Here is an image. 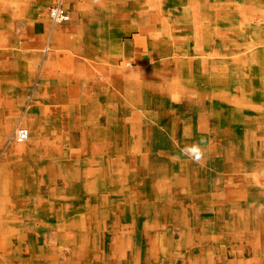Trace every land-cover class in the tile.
I'll return each instance as SVG.
<instances>
[{
  "label": "bare ground",
  "instance_id": "6f19581e",
  "mask_svg": "<svg viewBox=\"0 0 264 264\" xmlns=\"http://www.w3.org/2000/svg\"><path fill=\"white\" fill-rule=\"evenodd\" d=\"M86 2L85 20L92 18V9L96 18L116 20L115 30L103 27L101 41L96 44L84 39L66 45L68 52L77 49V55H83L84 58L79 60L82 66L86 67L85 62H90L91 57L98 65V87L94 97H90L92 106L89 108L92 111H88V119L97 123V128L91 137L79 127L80 135L78 133L71 137V141L68 140V145H80L83 154L82 151L66 150L57 127L49 129V137L53 141L49 146L48 164L43 160L44 156L34 153L30 132L34 131L35 124L25 128L21 123H0L1 137L9 142L10 152L0 159L2 175L10 178L3 167H15L16 175L12 180L19 183L18 187L49 184V202L40 199L39 207L36 204L34 208L27 203L32 207L30 217H40L34 219L37 227H20L16 234L10 227L8 232L5 231L2 238L5 244L0 242L3 250L0 264H122L133 259L138 264H156L159 259L173 263L174 255L170 251L175 241L174 235L168 232L174 227L195 225L194 206L206 207L208 203L207 198L193 188L199 171L192 165L205 162L199 155L201 149L193 148L192 140L206 141L211 136L208 126L211 119L217 124L212 130L215 136L224 130L230 131L233 137L247 131L248 125L238 120L239 117L236 120L232 118L238 111L237 107L244 110L254 101L251 93L229 99L221 94L220 88L233 84L234 80L230 82L229 76L251 71L245 67L237 48L243 44V38L251 39L252 29H257L250 17L253 14L247 12H256L264 17V0ZM58 4L64 9V0ZM51 19L55 24L52 16ZM135 30H139L138 33L144 36L140 39H146L151 47L146 56L150 61L141 59L137 66L133 65L134 58L126 56L127 45L118 52L119 41L122 42ZM99 53L103 55L99 56ZM121 59L122 65H119ZM81 65L77 67L80 69ZM212 85L217 87L213 92ZM15 88L18 89L17 85ZM220 98H223V103H230V111L221 107L217 108L219 111H213L212 102ZM22 132L26 133L25 137H21ZM13 139L16 142H12ZM86 140L92 142L90 147L86 146ZM230 148V152L235 150L234 145ZM194 151L198 159L192 157ZM36 167H49V172L37 174ZM226 169L230 173L236 170L234 166ZM26 170L30 172L28 178ZM82 181L86 182L85 186ZM14 205L9 208L11 213L15 210ZM134 205L138 206V213L144 218L139 226L141 239L137 257H133L135 243L131 240L136 238L139 228L137 214L131 211ZM15 215H23V210L18 209ZM181 215L185 217L181 218ZM42 228L49 232H42V235L33 233L36 229L41 232ZM152 229L157 232L155 238L148 235ZM162 229L166 232L160 234ZM30 237L35 239L32 240L33 245L26 242ZM159 247L164 255L159 252ZM144 249L147 250L146 256L142 252Z\"/></svg>",
  "mask_w": 264,
  "mask_h": 264
},
{
  "label": "crops",
  "instance_id": "0c3cea01",
  "mask_svg": "<svg viewBox=\"0 0 264 264\" xmlns=\"http://www.w3.org/2000/svg\"><path fill=\"white\" fill-rule=\"evenodd\" d=\"M86 1L64 0L70 20L66 25L57 27L52 22L49 9L58 0H39V2L38 0H0V123L9 121L16 125L24 122V119H26L28 125L31 123L35 124L34 131L31 130L30 132L33 135L34 153L44 156L43 160L47 163L51 155L49 146H51L53 141L49 137V129H54V123L70 124L74 117H76L74 118L76 123H91V120L88 119V111H86L87 113L84 115L82 121L80 115L83 113V107L92 106L90 97H94L96 88L98 87V78L96 77V66L98 65L94 62V59L91 57L90 62H85L86 67L82 66L79 60H82L84 57L77 55V49H74L72 53L68 52L67 43L87 39L89 43L96 44L97 41H101V30L103 27L105 29L108 28L110 31L116 28V20L113 18L105 20L92 17L93 19L85 20ZM92 11L94 12L93 9ZM105 33H107V30ZM133 44L131 43V46H134ZM140 53V58H146V55L140 52L138 48L131 55L126 53L128 54L126 56L139 59ZM101 55L103 54L99 53V56ZM105 57L108 56L106 55ZM110 59L112 60V57ZM77 64L81 65L80 69L77 67ZM246 68L249 67L247 66ZM250 69L251 71L247 70L240 73V75H243V78H249L246 80H249L250 83L246 85L253 86L252 89L245 88L240 78L233 82L231 80L232 76H229V80L233 82L234 86L232 83H229L225 88H220L221 91L236 89H234L236 94H224L223 96L226 98L231 99L250 92L251 99L254 101L246 105L245 108H250V110L245 111L247 112L246 114L241 106L237 107L238 111L236 110L238 114L235 117H239L238 120L241 119L243 124L250 125L249 127L247 126L246 134H238L233 137L230 131L224 130L223 133L228 136L224 135L226 137L223 140L224 144L222 143L219 148L226 153H223L226 157L232 155L239 157L240 164L237 166L239 167L237 172H240L243 177H248V169L251 167L256 174H252L255 178L253 179L252 176V179L250 177L249 180H252L255 184H251L247 180V185L245 184L246 191H242L243 193L246 192V195L239 196L237 194L239 190L237 192L236 189H233L234 185L231 180L228 181L226 178V180L222 181L221 176H219L222 170L219 171L218 167L213 171L215 175H211L212 180H205V184H202L204 181L200 180V174L197 184L193 188L200 195L206 197L208 203L206 207L205 205L202 207H199V205L194 206L195 225L190 228H173L175 243L170 251L174 255L173 263L167 261H164V263L159 259L156 264H264V98H261L262 92L264 93V67L262 65L261 68L258 66L250 67ZM79 79L83 81L82 87L76 86L80 84ZM16 85L18 89L15 88ZM213 87L217 88L216 86ZM71 91L80 93L77 101L71 100ZM91 92L93 93L90 94ZM254 92H259L261 95L254 98ZM28 93L29 102L26 105ZM225 97L223 98L226 99ZM223 98L212 102L211 108H213V111H219L218 107L227 108L226 111H230V103H223ZM217 120L221 121L220 119ZM259 121L262 123L261 126L259 125L261 124ZM212 122L216 124V120H212ZM1 135L0 132V149L5 139H2ZM74 135H70L68 140L71 141V137L74 138ZM62 138L63 140L67 139L66 133ZM233 138L235 142H232L231 139ZM193 140L197 141L198 138ZM242 140L244 141L242 142ZM196 141L194 142L195 147L197 146ZM205 143L207 144L205 145ZM194 144L192 143V146ZM69 145L71 151H73L72 148L80 146L70 143ZM231 145L235 146L233 152H230ZM214 146L215 144H213L209 135L206 141H201L196 148L201 149L199 155L203 156V150H211L212 154ZM42 147H44V150ZM74 151L81 153L79 150ZM81 154H83V151ZM206 165L209 167L208 164ZM223 167L224 173H230L226 169L229 167L227 164L225 165L224 163ZM3 168V170L11 175L10 178L9 176L5 177V175H2L3 179L0 178L2 180L0 182V198H2L0 203L7 204L6 210L9 211L11 204L22 203V201L32 204L33 208L36 204L39 207L40 199L49 202V184L36 183L20 188L18 187L19 183L12 180L16 175L15 167ZM35 170L37 174L40 171L49 172V167H45L44 169L36 167ZM241 175L240 178L242 177ZM229 179H231V176ZM241 182H243L242 179ZM248 186H250V190L247 188ZM180 217L184 218L185 215H181ZM44 220L49 221L47 218ZM45 224L49 223L45 222ZM35 225L37 227V224ZM209 230L211 233H208L210 232ZM42 232H49V230L42 228L41 232H38L36 229L33 233L42 235ZM148 235L149 237L152 236L150 231H148ZM139 236H141L140 232L136 235L135 239H131L135 243V247L132 249L133 257L139 256V241L141 239ZM142 252L146 256L147 250L144 249ZM160 253L162 254V252ZM122 264L138 263L137 260L133 259L125 260ZM147 264L152 263L148 262Z\"/></svg>",
  "mask_w": 264,
  "mask_h": 264
},
{
  "label": "rangeland",
  "instance_id": "374dc122",
  "mask_svg": "<svg viewBox=\"0 0 264 264\" xmlns=\"http://www.w3.org/2000/svg\"><path fill=\"white\" fill-rule=\"evenodd\" d=\"M114 0H110V2H113ZM60 2V0H58V2L57 3H59ZM56 3V4H57ZM56 4H54V5H56ZM53 5V6H54ZM64 9L67 11V9L65 8V5H64ZM96 10V9H95ZM67 13H68V11H67ZM94 13V15H95V11L93 12ZM93 13H92V17H94L93 16ZM247 13H249V15L250 14H253V15H251L250 17H251V20L253 21V24H256L257 26V29L256 30H251L252 32L250 33L251 34V36L250 35H248V37L250 36L251 37V39H248V38H243L242 39V42H243V44H241V47H239V48H237V50L238 51H240L241 52V60H243V62H245V67H258V65H259V68H261L262 67V65H263V67H264V20H262V19H264V17H263V15H260V14H258V13H254V12H247ZM69 14V13H68ZM255 20V21H254ZM68 21L69 20H67V21H64V22H62V23H53L55 26H57V27H59V26H61V25H66V23H68ZM260 23V24H259ZM261 26V27H260ZM134 33H132L131 35H128L127 37H125L124 38V40L121 42V41H119V44H118V52L124 47V45H127V50H126V52L127 53H129L130 55H131V53L134 51V50H136V48H138V50H140V52H143V54H145L146 56L149 54V52H150V48L151 47H149V44L147 43V40L145 39V41L144 40H141L142 38H141V36H143V35H141L140 33H138L139 32V30H135V31H133ZM134 34V35H133ZM144 37V36H143ZM141 38V39H140ZM246 40V41H245ZM141 41H143V42H141ZM249 43H248V42ZM256 41V42H255ZM131 43H134L133 45L134 46H131ZM145 44V45H144ZM257 44V45H256ZM138 45V46H137ZM143 45V46H142ZM246 45V46H245ZM129 46V47H128ZM252 46V47H251ZM134 47V48H133ZM245 49V50H244ZM247 50V51H246ZM251 50V51H250ZM145 51H147V52H145ZM244 53H246V54H244ZM246 55V56H245ZM81 56H83L82 54L81 55H79V57H81ZM131 57V56H130ZM129 57V58H130ZM141 57V53H140V55H139V59H135V61L133 62V65L134 66H137L140 62H142V61H139V60H141V59H145L144 61H146V62H148V61H150V59L149 58H144V57H142V58H140ZM253 57V58H252ZM122 60L123 59H121V60H119L118 61V64L119 65H122ZM258 60V61H257ZM137 62V63H136ZM251 62V63H250ZM232 77H233V79L232 80H236V79H241V81H242V83H243V85L245 86V88H248L249 90L251 89V88H253V86L251 87L250 85L248 86V85H246V84H248V83H250V81L248 80H246V79H249V78H243V75H241L240 76V73L239 74H236V75H232ZM82 82L83 81H81L80 79H79V83L80 84H77L76 86L77 87H82ZM251 87V88H250ZM235 88H233L232 90H230L229 91V89L228 90H223V91H221L222 93V95H224V93L225 94H236L235 92V90H234ZM90 90H92V89H90ZM259 90V89H258ZM213 91H215V88H212L211 87V92H213ZM224 92V93H223ZM93 92H91L90 94H92ZM29 94V93H28ZM259 95H261V93H259V92H256V93H254V98H257V96H259ZM263 95H264V93L262 92V95H261V98H264L263 97ZM80 96V93H75V92H70V97H71V100H73V101H77L78 99V97ZM28 102H29V95H28V101H27V103H26V105H28ZM263 105H264V99H263ZM247 110H250V108H245L244 109V112L245 111H247ZM82 111H83V113L80 115V119H81V121H82V119H83V117H84V115H86V113L87 112H85V111H89V112H91L92 111V108H89V107H87V108H85V107H83L82 108ZM253 111H254V109H253ZM236 114H238V113H234V115L236 116ZM245 114H246V112H245ZM248 115V114H247ZM234 116V118L236 119L237 117H235ZM74 118H76V117H74ZM73 118V121H72V123H70V124H68V123H55V125H54V127H57V129H58V131H59V135L61 136V138H62V136L66 133V138L67 139H65V140H63V142H64V144H65V148H66V150H71V147H69L68 146V138H69V136L70 135H72V134H78L79 133V131H78V128L80 127L81 128V130L82 131H86V133L87 134H89V136H91V137H93V135H92V132H94L95 130H94V128H97V123H76L75 122V119ZM87 119V118H86ZM25 121L24 122H22L20 125L22 126V127H27L28 126V123H26V119H24ZM213 124V125H212ZM88 126V127H87ZM208 126H209V129H211V141L213 142V144H215V146L213 147V150H212V154H211V150H203L204 152V155L203 156H201L200 158L201 159H203L204 160V162H205V164L204 163H200L198 166L197 165H192V167H194L195 169H197L198 171H199V175L201 174V176H200V180L202 181H204V183H202V184H205V180H207L208 178V181H210L211 180V175H214V173H213V171L215 170V168L216 167H218L217 169L219 170H222L221 172H220V175L219 176H221V178H222V181L223 180H225L226 178H227V180L229 181V180H231L232 181V183H233V189H236V191L237 190H239V192L237 193V194H239V196L240 195H246V192L243 194V190L244 191H246V185H247V180L249 181V183L251 182V184H254V182H252V180L250 181L249 179H247L248 177H251V179H252V176L253 175H255L256 173H254V171L252 172V168H249L248 169V177L246 178V177H243L241 174H240V172H236L238 169H239V167H237L240 163V159H239V157H237L236 155H232V156H228V158L225 156V155H223V150L222 149H220L219 147L221 146V144L223 143V140L225 139V136H224V133H223V131L221 132H218V134H216L217 136H215V134H213L212 133V130H213V128L216 126V124L213 122L212 123V120H211V123L210 124H208ZM21 127V128H22ZM72 129V130H71ZM93 129V130H92ZM232 140V142H235V140H234V138L233 139H231ZM88 141V142H87ZM226 141H228V140H226ZM12 142H16V140L15 139H13L12 140ZM85 142H87L86 143V146L88 145V147H90L91 146V144H92V142L90 141V140H86ZM194 140H192V143L194 144ZM67 143V144H66ZM200 143V141L199 140H197L196 141V145H198ZM9 144V142H7V140H5L4 141V144H2V146H1V149H0V159L3 157V156H5V155H7L9 152V147H7V145ZM207 143H205V145H206ZM67 146V147H66ZM197 147V146H196ZM195 147V144L193 145V148L195 149L196 148ZM215 148V149H214ZM73 149V151L74 150H79V151H83V149H82V147L81 146H78L77 148H72ZM207 154V155H206ZM225 154V153H224ZM222 156H223V158H222ZM235 156V157H234ZM192 157L193 158H196V159H198V157L197 156H195V153H193L192 152ZM216 157V158H215ZM226 157V158H225ZM234 157V158H233ZM210 158H211V160H210ZM236 158H238L237 160H236ZM216 159L218 160V161H216ZM209 160H210V162H209ZM215 160V161H214ZM233 161H234V164H233ZM209 162V163H208ZM215 162V163H214ZM219 162V163H218ZM232 162V164H230ZM227 164L228 166H229V168H231V167H235L236 168V170H235V172L233 173V171H232V173H231V175H230V173L228 172V173H224L223 172V170H224V167H223V164ZM249 163H250V161H249ZM206 164H208L209 165V167H210V169H209V167H207V165ZM251 165V164H250ZM249 165V166H250ZM206 167V168H205ZM223 167V168H222ZM208 168V169H207ZM211 168H213V169H211ZM222 168V169H221ZM12 169V168H11ZM252 169V170H251ZM196 170V171H197ZM211 170V171H210ZM219 170V171H220ZM210 172V173H209ZM25 173H26V175H28L27 176V178L29 177V174H30V172L28 171V170H26L25 171ZM209 173V175H207ZM253 174V175H252ZM226 175H227V177H226ZM240 175L242 176L241 178H240ZM0 178L1 179H3V177H2V172L0 171ZM207 176V177H206ZM230 176H231V179H229L230 178ZM0 179V182L2 181ZM240 179H242L243 180V182H241V180ZM80 181V180H79ZM210 183V182H209ZM85 184H86V182H83L82 181V185L83 186H85ZM246 184V185H245ZM29 185V184H28ZM31 185V184H30ZM29 185V186H30ZM254 187V186H253ZM248 189L250 188V186H248L247 187ZM90 191H91V189L90 188H88ZM252 189H255V188H252ZM248 194V193H247ZM2 198H0V200H1ZM19 200H21V199H19ZM27 200V199H26ZM24 203V201H22V203L21 202H18V203H16L15 205L17 206H15L14 205V207H15V210H14V212L13 213H11L10 211H8V210H6V208L5 207H7V204H3V203H0V242L1 243H4L3 241H2V238H4V235H5V231H7L8 232V230H7V228H13V230H11L14 234H16V233H19L20 232V227H25V228H32V227H34L35 226V220L34 219H36V220H38V218H40L39 216H34V218H31L32 217V215H31V217H30V213H31V206L29 207L28 206V204L27 203H25V204H23ZM22 204H23V206H22ZM32 205V204H31ZM13 205L11 204L10 205V207H12ZM33 206V205H32ZM19 207V208H18ZM25 208V209H24ZM134 208V209H133ZM132 209L133 210H131L132 212H134V214L136 213L137 214V227H139V226H141V221H143V219L144 218H141L142 216H141V213H138L139 211H138V206L137 205H134V207H133ZM18 209H22L23 210V215H15V212L18 210ZM5 210H6V212H5ZM27 210V211H26ZM133 214V215H134ZM149 215V214H148ZM150 217V216H149ZM30 218H31V220H30ZM43 220L44 219H46V218H44V217H41ZM152 218V217H151ZM50 222H52V221H49V223ZM54 222V221H53ZM141 227H139L138 228V231H137V233H139V229H140ZM165 229H162L161 231H160V234H162V233H164V232H166V231H164ZM170 230V229H169ZM150 233H151V238H155L156 236H155V233H157L155 230H153L152 229V231L150 230ZM168 233H171L172 235L174 234L173 233V228H171V232H168ZM37 237H39V236H37ZM41 237V236H40ZM176 237H178V236H176ZM20 238V237H19ZM30 240L28 241H26L27 243H28V245L29 244H31V245H33V242H32V240H35V239H31V237L29 238ZM44 239V238H43ZM14 241H15V239H14ZM9 242V241H8ZM7 242V243H8ZM5 244V243H4ZM9 244V243H8ZM3 250H1L0 249V261L3 259Z\"/></svg>",
  "mask_w": 264,
  "mask_h": 264
},
{
  "label": "built area",
  "instance_id": "2783aa9c",
  "mask_svg": "<svg viewBox=\"0 0 264 264\" xmlns=\"http://www.w3.org/2000/svg\"><path fill=\"white\" fill-rule=\"evenodd\" d=\"M50 12L55 23H62L68 20V13L61 4L52 7ZM25 135L26 133H21V137H25Z\"/></svg>",
  "mask_w": 264,
  "mask_h": 264
}]
</instances>
